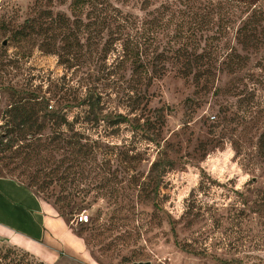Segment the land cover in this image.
I'll return each mask as SVG.
<instances>
[{"label":"rangeland","instance_id":"374dc122","mask_svg":"<svg viewBox=\"0 0 264 264\" xmlns=\"http://www.w3.org/2000/svg\"><path fill=\"white\" fill-rule=\"evenodd\" d=\"M108 1L130 21L88 47L22 36L70 0H0V264H264V0Z\"/></svg>","mask_w":264,"mask_h":264},{"label":"trees","instance_id":"16d2710c","mask_svg":"<svg viewBox=\"0 0 264 264\" xmlns=\"http://www.w3.org/2000/svg\"><path fill=\"white\" fill-rule=\"evenodd\" d=\"M70 17L65 16H56L54 19H43L39 21V24H36V20H26L25 27L29 29L25 32V37H28L31 32L35 34H47L49 33V39H53L56 36V32H65L72 36L74 33V28L79 29L82 27V31L87 34L86 43L87 46L90 47V35L92 34H100L104 31L111 32V30H115L113 33H120L129 23L130 17L128 15L123 14L120 10L113 7L108 0H70ZM39 26V27H38ZM41 30H33V27L42 28ZM68 36V37H69ZM55 44H52L49 48L50 52L55 53L54 50ZM124 52L126 50H123ZM139 48L133 54L134 58H132L131 62L134 66L135 71L143 72L146 71L147 67H151L152 70H156L158 68H162V66H158L159 61L163 58V52L157 53L153 56H148L146 53ZM89 53V52H88ZM87 56H90L89 53ZM57 54V53H55ZM59 57V61L63 63H71L74 60H77V56L71 51L66 50L64 54H57ZM202 55L198 56V59L202 58ZM99 95L91 90L87 92V94L80 100L78 104L87 103L90 107L99 105ZM32 104L37 105V108L29 113L31 115L36 114L37 112L43 111V114L47 117L52 116V118L60 119L63 118L62 110L66 107L64 105L59 106L55 110L46 111V106L42 105V102H33ZM77 104V105H78ZM72 105V104H70ZM122 114H117L116 123H120L125 120Z\"/></svg>","mask_w":264,"mask_h":264},{"label":"crops","instance_id":"0c3cea01","mask_svg":"<svg viewBox=\"0 0 264 264\" xmlns=\"http://www.w3.org/2000/svg\"><path fill=\"white\" fill-rule=\"evenodd\" d=\"M1 179H5V180H7V181H13V183H15L17 186L19 185V184H17L16 182H14V180H12V179H9V178H6V177H1L0 176V180ZM20 187H24L23 185L22 186H20ZM28 189H30V188H28ZM28 191H30L31 192V190H28ZM32 197L34 198V196L32 195ZM39 201H41V205L42 204H45L42 200H40L39 198H37ZM35 200H36V198H35ZM37 200V203H39V201ZM54 224H55V227H56V230L59 228V229H62V232L60 233V235H59V237L57 238V240H59V238L62 236V235H64L65 234V232H66V230L65 229H63V227H62V221H61V223L59 222V220L58 221H56V222H54ZM3 229H8L7 227H5V226H3L2 227ZM25 238V237H24ZM69 240V244H70V246H73L74 248V251H82L83 250V243L81 242V241H79V238L78 237H76L75 235H73V234H70V237H69V239H67L66 240V243H67V241ZM51 241L54 243V244H61V245H63V243L62 242H55L54 241V238L52 237L51 238ZM36 243V242H35ZM36 246L39 248L38 249V251L39 252H41V251H44L45 249L46 250H52V252L53 253H56V251L55 250H53V247H51V246H48V245H43V244H39V243H36ZM19 248V247H18ZM40 257V256H39ZM50 262V264H51V261H49ZM53 264V263H52Z\"/></svg>","mask_w":264,"mask_h":264},{"label":"built area","instance_id":"2783aa9c","mask_svg":"<svg viewBox=\"0 0 264 264\" xmlns=\"http://www.w3.org/2000/svg\"><path fill=\"white\" fill-rule=\"evenodd\" d=\"M79 220H80L81 222H86V221L88 220V215H86V214H82V215H80Z\"/></svg>","mask_w":264,"mask_h":264},{"label":"water","instance_id":"95a60500","mask_svg":"<svg viewBox=\"0 0 264 264\" xmlns=\"http://www.w3.org/2000/svg\"><path fill=\"white\" fill-rule=\"evenodd\" d=\"M6 41H4L5 43ZM133 264H150L149 261H139V262H134Z\"/></svg>","mask_w":264,"mask_h":264}]
</instances>
